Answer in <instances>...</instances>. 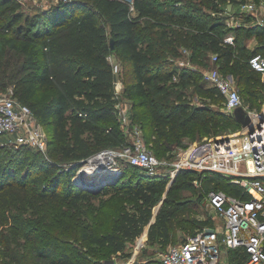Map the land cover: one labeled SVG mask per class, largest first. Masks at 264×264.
Instances as JSON below:
<instances>
[{
	"label": "trees",
	"instance_id": "obj_1",
	"mask_svg": "<svg viewBox=\"0 0 264 264\" xmlns=\"http://www.w3.org/2000/svg\"><path fill=\"white\" fill-rule=\"evenodd\" d=\"M243 1L187 0L181 9L183 0L161 1L158 8L152 0H133L132 10L124 0H57L30 18L22 14L14 0H0V27L6 33L0 37V92L12 85L13 96L29 106L49 137L45 152L9 146L2 154L0 149V217L7 207L23 209L31 201L48 205L77 203L112 192L132 201L133 206L119 210L106 231L85 235L88 243L119 254L147 229V244L164 247L169 215L160 212L151 221L168 184V173L158 180L136 174L125 178V172L98 182L75 180L81 162L102 148L120 149L128 142L116 111L115 77L108 57L115 54L119 60L123 82L120 99L133 100L131 123L140 127L142 135L148 130L143 138L157 158L172 144L179 145L193 125H198V134L209 127L217 129L222 123L240 128L232 112L192 107L180 90L164 92V96L173 94L166 102L150 97L148 88L155 81H173L193 83L202 91L193 78L196 72L188 66H175L170 58L183 57L184 48L189 53L188 62L199 65L208 52L216 57L212 68L230 76L248 98L259 101V107L248 108L259 109L264 83L258 78L261 74L249 67L248 59L255 53L264 55L259 51L262 45L248 50L238 41L240 36L248 40L264 34V28L259 25L231 30L220 16L237 12L235 6ZM228 4H232L230 12ZM229 34L234 36L233 44L224 41ZM7 50L18 53L21 60L4 63ZM203 81L209 87L206 91L223 108L222 95ZM43 90H52L48 100L38 98ZM186 174L197 179L200 176L183 170L176 179ZM204 182L234 186L212 172H206ZM233 188L236 194L238 188ZM200 223L203 225L196 232L204 226L212 227L205 221ZM34 250L38 257L52 258L53 264H76L69 254L57 252L54 246L36 244ZM229 251L238 258L235 264L245 263L244 250Z\"/></svg>",
	"mask_w": 264,
	"mask_h": 264
},
{
	"label": "rangeland",
	"instance_id": "obj_2",
	"mask_svg": "<svg viewBox=\"0 0 264 264\" xmlns=\"http://www.w3.org/2000/svg\"><path fill=\"white\" fill-rule=\"evenodd\" d=\"M56 1L40 0L38 3L20 5L19 9L22 14L30 18H35L40 11L54 5ZM161 1L165 0H152V2L156 3L157 8ZM186 1L183 0L180 3L179 6H181V9L185 8L184 4ZM220 16L231 30L237 27H253L259 25L264 28V11H259L255 15L237 11L231 14L224 13ZM21 22H23V19ZM5 35L6 33H3L0 27V37L3 38ZM249 41H253V44L256 45H262L259 51L264 52V34L253 36L248 40L240 36L238 44L240 46L243 44L247 46ZM248 50L250 49L248 48ZM188 54L184 53L181 64L188 66V70L196 72L193 78L198 82L202 91H198L193 83L179 84L173 81H155L148 88L149 96L170 102L173 94L164 96V92L168 94L169 91L180 90L183 92L186 102L190 103V106L206 107L226 113L216 98L210 92L206 91V88L209 87L203 81V73L213 67L212 54L206 52L205 60L201 61L199 65L193 64L192 66L194 67L192 68L187 60ZM21 58L18 53L7 50L3 62L6 64L10 63L9 61L11 63H17ZM258 78H260L261 83L263 81L261 76ZM12 88V85L9 84L2 92H7ZM158 88L162 89L160 90ZM236 88L244 100V105L254 108L260 106L259 101L248 98L243 90H240L237 86ZM51 94L52 90H43L39 92L38 98L43 101L48 100ZM260 100L263 102L264 95ZM124 102L130 108L133 100L126 99ZM197 128L198 125H193L190 132H194L195 134H188L186 138L181 139L179 145L172 144L167 152L158 155V159L172 163L177 157L180 148L184 145L195 141L205 142L217 136L234 134L240 131L239 126L225 123L220 124L217 129L209 127L207 132H200L199 134L195 132ZM147 133L148 130H144L143 135ZM5 141V139H0V149L3 148L1 151L2 154L6 153L10 148L8 144H5ZM107 149L102 148L100 151ZM117 166V177H120L125 172V178L131 174H136L147 180L151 178L158 180L160 178L159 176L167 173V169L160 168L157 170V174H150L141 168L131 167L124 161L117 163ZM84 172L83 169L82 173ZM79 174L80 172L78 176ZM195 179H197L195 175L190 176L189 174L180 175L177 179L175 177L167 184L160 201L153 209L151 222L155 221L157 214L160 212L165 211L169 215V235L164 247L158 245L150 246L147 244V229L133 243L127 244L124 252L119 254H110L108 249L88 243L85 235L90 236L93 233L106 231L112 225L119 210L130 209L133 206L132 201H128L123 196L110 192L101 196L90 197L77 203L66 201L64 203L48 205L31 201L23 209L16 206L7 207L2 211L0 217V264H53L52 258L36 256L34 250L36 244L47 247L54 246L57 252L69 254L75 260L76 264H105L106 261H112L114 264H152L160 258V254L165 249L175 246L194 235L197 228L203 225L200 223L201 221H205L206 224L211 225L213 228H218L221 225L220 220L215 216L203 192L212 188L227 194H233V187L235 186H230L225 183L220 186L212 183H203V181L200 185H195V183L193 184ZM226 182L228 183V181ZM171 187H173L172 192L168 193ZM200 195H203V197L198 201ZM233 256V252L223 250L221 254L222 264H235L238 258H233Z\"/></svg>",
	"mask_w": 264,
	"mask_h": 264
},
{
	"label": "built area",
	"instance_id": "obj_3",
	"mask_svg": "<svg viewBox=\"0 0 264 264\" xmlns=\"http://www.w3.org/2000/svg\"><path fill=\"white\" fill-rule=\"evenodd\" d=\"M14 1L22 6L40 2ZM124 1L133 10V0ZM230 5L227 12L232 10ZM235 9L255 15L264 11V0L239 2ZM233 40L231 34L224 39L229 44H233ZM108 60L115 77L116 111L128 142L120 149H107L94 156L110 161L116 173L117 163L124 161L150 174H157L160 168L167 169L168 183L181 171L187 170L200 174L194 180L195 185L202 183L206 172H212L238 188L236 194L213 189L207 191L205 198L221 225L218 228L204 226L179 244L165 249L152 264H222L223 250L238 249L247 254L244 264H264V101L259 109L248 108L230 76L222 74L216 67L205 71L204 80L223 97V110L232 112L237 107H243L250 116L251 127H240V131L234 134L217 136L205 142L190 143L180 148L175 160L169 163L154 155L146 145L140 127L131 123L130 108L120 99L123 90L120 65L112 56ZM212 61H216L215 56ZM248 65L261 74L264 83V55L253 54L248 59ZM1 138L14 148L25 146L45 152L48 147L49 137L45 128L29 106L13 96L12 89L0 92Z\"/></svg>",
	"mask_w": 264,
	"mask_h": 264
},
{
	"label": "water",
	"instance_id": "obj_4",
	"mask_svg": "<svg viewBox=\"0 0 264 264\" xmlns=\"http://www.w3.org/2000/svg\"><path fill=\"white\" fill-rule=\"evenodd\" d=\"M228 10H230L231 5H228ZM110 47L113 49V39H110ZM232 115L235 117L236 121L240 124L241 128H250L251 119L249 114L244 110L243 107H237L232 110ZM84 169L81 178H75L76 181L84 180L87 182H98L104 179H114L118 176L111 168V162L105 158L93 156L91 159H87L81 162L80 169ZM78 172V173H79ZM78 177V176H77ZM203 195H200L198 201L202 199ZM105 264H114L112 261H106Z\"/></svg>",
	"mask_w": 264,
	"mask_h": 264
},
{
	"label": "crops",
	"instance_id": "obj_5",
	"mask_svg": "<svg viewBox=\"0 0 264 264\" xmlns=\"http://www.w3.org/2000/svg\"><path fill=\"white\" fill-rule=\"evenodd\" d=\"M142 19H144V17H142ZM251 40V39H250ZM144 45V44H143ZM256 44H253V41H249L248 44H247V47L250 49V50H254L256 48ZM184 48H182L181 50L183 51V54L186 53V50H183ZM114 58H115V61L116 62H119L118 58L116 57V55L114 54ZM171 61L174 62V65L175 66H180V67H183L184 65L181 64V61H182V56L181 57H173V58H170ZM191 67L192 64H190Z\"/></svg>",
	"mask_w": 264,
	"mask_h": 264
},
{
	"label": "bare ground",
	"instance_id": "obj_6",
	"mask_svg": "<svg viewBox=\"0 0 264 264\" xmlns=\"http://www.w3.org/2000/svg\"><path fill=\"white\" fill-rule=\"evenodd\" d=\"M82 172H83V169L80 170V174H79V176H78L79 178H81V175H82L81 173H82Z\"/></svg>",
	"mask_w": 264,
	"mask_h": 264
}]
</instances>
